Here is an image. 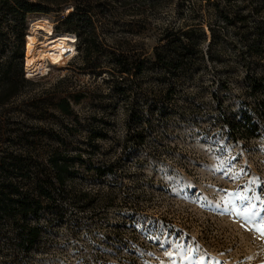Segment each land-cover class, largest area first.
<instances>
[{"label":"rangeland","instance_id":"1","mask_svg":"<svg viewBox=\"0 0 264 264\" xmlns=\"http://www.w3.org/2000/svg\"><path fill=\"white\" fill-rule=\"evenodd\" d=\"M218 3L99 12L93 27L103 43L94 53L78 48L66 69L51 67L0 106V150L9 159L46 164L58 151L115 164V174L101 178L88 163L78 167L65 189L74 207L63 218L42 212L30 251L0 234V264H264V237L233 211L251 202L264 216V132L234 140L223 120L237 116L243 100L254 102L245 77L264 75V0ZM66 5L73 1L21 22L0 17V62L16 49L17 31L24 43L33 16L59 31L74 28L63 21ZM169 26L193 28L196 46L179 71L146 60L141 74L114 76L115 36L126 38L122 49L151 52ZM71 93L82 97L71 101L75 119L55 108ZM92 131L107 136L90 154Z\"/></svg>","mask_w":264,"mask_h":264},{"label":"trees","instance_id":"2","mask_svg":"<svg viewBox=\"0 0 264 264\" xmlns=\"http://www.w3.org/2000/svg\"><path fill=\"white\" fill-rule=\"evenodd\" d=\"M67 1H73L74 9L63 21L70 23L74 28L66 30L77 36L78 48L83 51L85 57H88L103 43L93 27V17H97L99 12L120 8L143 12L163 5L184 6L188 0H0V17L8 16L16 22H21L28 14L49 13L53 7ZM205 1L219 4V1L230 3L232 0ZM234 19L237 22L246 20L240 13H235ZM145 29L132 33H144ZM192 29H175L174 26H169L159 36V44L163 43L162 46H158L157 43L151 52L143 49L142 53L135 49H122L119 44L126 43V38L121 35L115 36L114 40L121 48H114L110 53L115 62L112 69L114 76L116 73L121 74L120 76L141 74L146 60L161 69L179 71L196 46L188 38ZM23 34L24 32L17 31L16 38L19 43L16 49L8 59L0 62V106L8 103L19 93L20 85L30 83L22 73ZM141 57L144 58L140 60ZM134 60L140 61L133 65ZM245 82L247 95L254 102L243 100L237 116L223 119L229 135L234 140L259 137L264 132V75L248 74ZM117 91L124 90L119 87ZM81 98V95L71 93L67 97H61L55 103V108L63 115L75 119L77 117L71 101L77 103ZM90 135L89 145L92 154L93 150L98 149L95 141L106 138L107 134L92 131ZM22 161V156L14 155L9 159L7 154L0 150V234L5 235L6 241L12 242L22 253L30 251L39 240L41 226L38 221L42 212L56 209V216L63 218L66 211L74 207L72 200L66 196L65 189L66 182L77 173L78 167L88 163L87 170L92 171L96 178L115 174L114 163L95 165L90 162V158H84L83 153L72 155L55 151L46 164L32 166L23 164Z\"/></svg>","mask_w":264,"mask_h":264},{"label":"bare ground","instance_id":"3","mask_svg":"<svg viewBox=\"0 0 264 264\" xmlns=\"http://www.w3.org/2000/svg\"><path fill=\"white\" fill-rule=\"evenodd\" d=\"M74 7L66 5L65 17ZM29 31L24 39L22 73L33 79L50 73L51 66L66 69L76 55L77 36L70 31H59L46 16H33L28 21Z\"/></svg>","mask_w":264,"mask_h":264},{"label":"snow or ice","instance_id":"4","mask_svg":"<svg viewBox=\"0 0 264 264\" xmlns=\"http://www.w3.org/2000/svg\"><path fill=\"white\" fill-rule=\"evenodd\" d=\"M238 198L248 200L256 199L255 197L248 198L247 196ZM254 208L255 205L249 202L248 206L242 212L236 211L235 208L233 211L236 213V215L242 216L248 224L253 226L255 232L264 237V216H260L258 212L253 211Z\"/></svg>","mask_w":264,"mask_h":264},{"label":"built area","instance_id":"5","mask_svg":"<svg viewBox=\"0 0 264 264\" xmlns=\"http://www.w3.org/2000/svg\"><path fill=\"white\" fill-rule=\"evenodd\" d=\"M25 42V41H24ZM78 46H79V44H78V42H77V46H76V52L78 53ZM77 53L75 54L76 56H77ZM75 56V57H76ZM23 61V60H22ZM51 67H53V66H51ZM24 74V77L27 79V80H31V81H34L35 79H37V78H46V77H49L50 76V74H51V70H50V73H48L47 75H45V76H38V77H35V78H33V79H30V78H27L26 77V73H23Z\"/></svg>","mask_w":264,"mask_h":264},{"label":"water","instance_id":"6","mask_svg":"<svg viewBox=\"0 0 264 264\" xmlns=\"http://www.w3.org/2000/svg\"><path fill=\"white\" fill-rule=\"evenodd\" d=\"M23 55V54H22Z\"/></svg>","mask_w":264,"mask_h":264}]
</instances>
